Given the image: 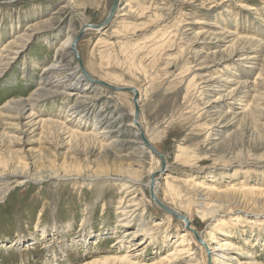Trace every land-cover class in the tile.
<instances>
[{
  "label": "rangeland",
  "instance_id": "1",
  "mask_svg": "<svg viewBox=\"0 0 264 264\" xmlns=\"http://www.w3.org/2000/svg\"><path fill=\"white\" fill-rule=\"evenodd\" d=\"M111 4L0 0V190L8 188L0 201V264H206L204 247L183 223L150 202L152 176L159 201L187 216L212 252L211 264L225 257L232 264H264V212L201 217L213 199L188 186L264 194V0H118L110 25L84 31L77 42L90 78L137 91L138 122L162 156L163 171L136 142L132 93L93 86L80 71L77 88L64 73H46L68 36L84 25H101ZM206 34H221L225 42ZM196 35L201 44L192 43ZM233 39L248 41V49L213 64L228 54L223 51ZM66 59L77 66L71 53ZM202 76L220 87L204 90ZM232 91L237 98L228 96ZM40 92L47 97L39 99ZM15 103L26 104L35 122L55 124L4 117ZM209 104H219L228 126L219 129ZM249 107L251 119L239 122ZM117 139L119 146L112 143ZM222 142L229 148L220 150ZM119 158L141 164L128 167ZM33 161H39L35 170L60 174L77 164L87 171L51 182L35 180L32 170L29 179L7 174ZM99 162L107 173L120 166L123 174L139 176L90 175Z\"/></svg>",
  "mask_w": 264,
  "mask_h": 264
},
{
  "label": "bare ground",
  "instance_id": "2",
  "mask_svg": "<svg viewBox=\"0 0 264 264\" xmlns=\"http://www.w3.org/2000/svg\"><path fill=\"white\" fill-rule=\"evenodd\" d=\"M113 1V0H112ZM117 1V3H116V7H117V5H118V0H116ZM121 1V0H120ZM120 7V6H119ZM109 13V12H108ZM108 15V14H107ZM125 15V14H124ZM114 16V15H113ZM113 16H112V18H111V20H110V23H111V21H112V19H113ZM110 23L107 25V27L110 25ZM84 27V26H83ZM82 28V27H81ZM81 30V29H80ZM86 30H93V29H86ZM86 30H84V31H86ZM94 31H101V30H94ZM79 32V31H78ZM212 32H215V30L214 31H212ZM222 32V31H221ZM77 33V32H76ZM215 33H217V32H215ZM224 35V34H223ZM76 36V34L75 35H69L68 36V38H67V40L65 41V42H63V44H62V46H59L57 49H56V51H55V54H56V58H55V61L53 62V64L49 67V69L48 70H46V73H47V75H50V74H54V75H60V74H62V73H64V74H66L65 75V78H64V80H69L70 81V79L71 80H74V85L76 84L77 85V83H80V82H82L83 81V78H82V76L84 77V75H82V73H81V77L79 76V71H80V69L78 68V66H76L75 68H71V64H70V62L66 59L67 58V55L68 54H72L73 56H74V53H73V50H72V40L74 39V37ZM200 35H196V37H194V40H192V43L193 44H201L202 43V41H200V40H198V37H199ZM206 37H208L209 39H210V41H215L216 43L217 42H219V40L220 39H222V41H223V37L224 36H222L221 34H219V35H214V34H212V35H210V34H206ZM227 37V36H226ZM231 38V37H230ZM226 39V38H225ZM224 39V40H225ZM24 41V40H23ZM223 42H225V41H223ZM248 42V41H247ZM246 42V40H240V39H236V40H232L231 42H230V45H228L226 48H224V51L223 52H225V53H228V54H226L225 56H221V57H219L218 59H217V57L215 58V60H214V62H213V64H220L221 62H226V61H228L229 59H231V58H233V57H237L238 56V54H240V52H243V50L242 49H248V47L247 48H244V47H246L247 46V43ZM251 42V41H250ZM249 42V43H250ZM248 43V44H249ZM226 44H228V42L226 43ZM256 44V43H255ZM18 45V44H17ZM20 45V44H19ZM218 46V45H217ZM15 47V46H14ZM13 47V48H14ZM19 47H21V46H19ZM9 48V47H8ZM16 48V47H15ZM254 48V47H253ZM19 49V48H18ZM13 50V49H12ZM14 51V50H13ZM245 51V50H244ZM249 51V50H248ZM259 52V51H258ZM246 53V52H245ZM10 54V53H9ZM9 54H8V56H9ZM248 54H253V53H248ZM256 54H258V53H256ZM241 55V54H240ZM14 56V55H13ZM243 56V55H242ZM75 57V56H74ZM245 58V57H244ZM76 59V58H75ZM11 60H12V58H11ZM245 60H246V58H245ZM253 60V59H252ZM229 62V61H228ZM76 63H77V61H76ZM247 63V62H246ZM221 65V64H220ZM219 65V66H220ZM213 66V65H212ZM84 67V66H83ZM214 68V67H213ZM44 69H46V68H44ZM43 70V69H42ZM85 70V69H84ZM68 71H73L72 73H70V74H67V72ZM81 72V71H80ZM87 73V72H86ZM43 75V74H42ZM44 75H45V73H44ZM87 75H88V73H87ZM42 77V76H41ZM44 77V76H43ZM46 77V76H45ZM203 77V79H204V82H203V87H204V90H205V88L206 89H208V92L209 93H212V92H214L215 90H216V88L218 87H220V86H215V84H216V82H214V80L213 79H210V78H207L206 76H202ZM47 78V77H46ZM49 78V77H48ZM62 78V77H61ZM75 78V79H74ZM53 80H54V78H52ZM57 79V78H56ZM84 79H86L85 77H84ZM194 79V78H193ZM48 80V79H47ZM49 80H51V79H49ZM86 80H88L89 81V83H91L93 86H97V87H101V86H99V85H97V84H93L89 79H86ZM45 81V80H44ZM86 82V88L87 87H91V85L89 84V83H87V81H85ZM103 82V81H102ZM45 83V82H44ZM49 82L47 81V84H48ZM57 84V83H56ZM105 84H107V83H105ZM218 84V83H217ZM246 84V83H245ZM49 85V84H48ZM52 85V84H51ZM73 86L74 88H77V86ZM46 86V85H45ZM45 86H43L44 88H45ZM50 86V85H49ZM53 86V85H52ZM58 86H60L59 84H58ZM63 86V85H62ZM247 86V85H246ZM51 87V86H50ZM54 87H55V85H54ZM241 87V86H240ZM242 87H243V85H242ZM251 87V86H250ZM43 88V89H44ZM56 88H58V87H56ZM85 88V87H84ZM101 88H104V89H106L105 87H101ZM119 88H128V87H119ZM129 88H131V87H129ZM249 87H247V89H248ZM132 89H134V88H132ZM242 89V88H241ZM57 90V89H56ZM60 90V89H59ZM246 90V89H245ZM45 91V90H44ZM77 93H82V92H80V91H76ZM135 92H136V95H137V91L135 90ZM241 92V91H240ZM248 92V91H247ZM72 93V92H71ZM139 93V92H138ZM243 93V92H242ZM47 93L45 92H40V93H38V98L40 99V98H43V97H47ZM51 95H53V94H51ZM56 95V94H55ZM132 95H133V93H132ZM238 95V94H237ZM236 94H234V91H232V92H230L229 93V97H232V98H237L238 96H237ZM139 96V95H138ZM137 96V97H138ZM243 96V95H242ZM37 98V99H38ZM218 100V99H217ZM264 101V100H263ZM136 103L138 104V100L136 101ZM214 103H218V102H214ZM264 103V102H263ZM22 104H24V103H15V104H11L10 106H9V109H8V112L10 113V114H12V115H6V116H4V117H6V118H11L12 116H15V118H17V119H25V121H27V123L25 124V125H28V124H31V121H33V123L35 124V125H51V124H55V123H52V122H39V121H37V122H35L36 121V118L33 116V115H26L27 113L25 112L26 110H25V108L24 107H22ZM24 105H26V104H24ZM217 105H219V104H216L215 106L214 105H211V104H209L207 107H209V110H214V112H212V113H214V114H212L213 115V117H214V120H216V123H217V126H219V129L221 130V129H223V128H225L226 127V125L228 126L229 124H226V122H227V120L226 119H224L223 118V114H221V113H219L217 110H218V106ZM25 107H27V106H25ZM250 108H252V107H249L248 109H247V111L245 112V113H243L242 115H240V116H237L238 118L240 117V119H239V122H243V123H246V122H248L249 121V119H251V116H252V109H250ZM30 109V108H29ZM28 109V110H29ZM243 110V109H242ZM140 111V110H139ZM256 111V110H255ZM30 112V111H29ZM257 113H258V111H257ZM138 115H139V113H138ZM24 116H25V118H24ZM123 116V115H122ZM139 117V116H138ZM212 117V118H213ZM13 118V117H12ZM140 118V117H139ZM29 120V121H28ZM103 121V120H102ZM138 121V120H137ZM132 123H133V121H132ZM228 123V122H227ZM140 123L138 122V125H139ZM134 125V124H133ZM96 126V125H95ZM140 126V125H139ZM116 127V126H115ZM136 128V127H135ZM141 128V127H140ZM105 129V128H104ZM103 129V130H104ZM118 129V128H117ZM111 132L110 133H112V129L110 130ZM247 131V130H246ZM103 134H105V135H107V134H109V131L107 132V130H105V131H103ZM117 136L118 137H121V131H119V129L117 130ZM120 134V135H119ZM75 135V134H74ZM74 135L72 134H70V136H69V138H74ZM89 138V137H88ZM137 141L136 142H139V143H141L140 142V139H139V136H138V130H137ZM94 139V138H93ZM139 140V141H138ZM96 141V140H95ZM125 141H123L122 140V143H124ZM113 144H116V145H118L119 146V140L117 139V140H115L114 142H112ZM121 143V142H120ZM121 143V144H122ZM126 143V142H125ZM229 143V142H228ZM112 145V144H111ZM115 146V145H114ZM229 145L228 144H226V143H224V142H222L221 144H220V150H224V149H228L229 147H228ZM102 149H107L106 147H104V146H100ZM111 147V146H110ZM143 147V146H142ZM138 149V148H137ZM136 150V149H135ZM139 150H141L140 148H139ZM143 150V149H142ZM219 150V149H218ZM141 156V155H140ZM24 158V157H23ZM116 158V157H115ZM121 161H125L127 164H128V167H130V166H136V167H139L140 166V164H139V161L137 160V159H130V158H119ZM34 160V159H33ZM36 162H39V161H33L30 165H26V166H21V165H19V166H15V167H13L12 169H11V171L10 172H8L7 174H11V177H12V174L13 175H15V176H18V175H20L21 177H23L24 179H29L28 177H29V175L31 174V173H29V171L30 170H32L31 172L32 173H34V174H31V176H33V178L35 179V180H41V179H43V180H49L50 182L51 181H55V180H58V179H61V178H63V177H70L71 175H73V176H81V175H84L83 174V172H85V170L84 169H82L80 166H78L77 164L76 165H73V166H71V167H69V168H62V169H60V174H58V171L57 170H43V169H38V170H35V168H34V164L36 163ZM112 162V161H111ZM19 163V162H18ZM22 163V162H21ZM3 164H5V163H3ZM2 163H0V165L2 166L3 165ZM23 165H24V162L22 163ZM26 164V163H25ZM71 164H72V162H71ZM75 164V163H74ZM86 164V163H85ZM87 164H88V162H87ZM86 166V165H85ZM85 166H84V168H85ZM7 166H5L4 168H6ZM95 167H96V170H94L90 175H92V176H95V177H100V176H103V175H107V176H110V175H114V176H125V178L126 179H132V181L133 180H136L137 178H138V176H139V173H138V171H136V172H134V171H132V172H126L125 174H123V171H122V168L120 167V166H117V170H114V169H110V172H112V173H107L109 170L105 167V165L104 164H102V163H100L99 162V164H97V165H95ZM165 169V166L163 167V169L161 168V170L163 171ZM10 170V169H9ZM136 170V169H135ZM87 171V170H86ZM158 172H161V171H158ZM157 173V172H156ZM154 174V173H153ZM126 175H128V176H126ZM217 177V176H216ZM13 178V177H12ZM95 179H98V178H95ZM125 179V180H126ZM151 179V177L149 178V184L147 185L148 186V189H149V186H150V184L152 183V188H153V193H154V196L156 197V199L159 201V199L157 198V181L156 180H154V176H152V180H150ZM14 180V179H13ZM122 180V179H121ZM165 180V179H164ZM15 181V180H14ZM150 181H153V182H151L150 183ZM13 182V181H12ZM9 183V182H8ZM124 184V183H123ZM122 184V185H123ZM124 186V185H123ZM188 186H190L191 188H192V190L194 189L196 192H201L200 193V198H205V196H207V199L206 200H208V199H213V202H214V204L211 206L210 204V208H208V210H204V211H202V212H200V215H201V217H209V218H211V217H213V216H215L218 212H231V211H235V210H246V211H249V212H258V211H260V213H261V211H262V213L264 212V194H263V192H259V191H252L251 190V192L250 191H247L246 189H244V191H243V189H242V191H226V192H222V193H216V192H214V191H212V192H210V191H205V190H200V189H198V188H196V187H194V186H192V185H190V184H188ZM133 187V186H132ZM166 187V186H165ZM205 187V186H204ZM189 188V187H188ZM7 187H3L1 190H0V201L3 199V197H4V195H5V193L7 192ZM121 189V188H120ZM131 189V188H130ZM213 190H215V189H213ZM246 190V191H245ZM7 194V193H6ZM205 200V201H206ZM186 201V200H185ZM150 202L152 203V204H154V202L153 201H151L150 200ZM162 205H164L166 208H168V209H170V210H172L174 213H176V214H179V215H181L186 221H188L189 222V226H190V221H189V219L187 218V216L186 215H182V213H180L178 210H176L175 208H170V207H168L166 204H164L163 202H161V201H159ZM170 203V202H169ZM168 203V204H169ZM192 203V202H191ZM194 203V202H193ZM204 204V203H203ZM156 205V204H155ZM198 205H199V203H198ZM157 206V205H156ZM171 206V205H170ZM201 206V205H200ZM135 207V206H134ZM125 207H123V209H124ZM201 208V207H200ZM199 208V209H200ZM207 208V207H206ZM126 209V208H125ZM124 209V210H125ZM197 211H200V210H197ZM122 212V211H121ZM125 212V211H124ZM127 212V211H126ZM243 212V211H242ZM184 213V212H183ZM187 214V213H186ZM253 214V213H252ZM131 216V215H130ZM227 216V215H226ZM144 217V216H143ZM219 217V216H218ZM223 217V216H222ZM256 217H257V215H256ZM220 218V217H219ZM209 220H211V219H209ZM183 223V222H182ZM183 225H184V223H183ZM218 227V226H217ZM190 228H191V226H190ZM215 228V227H214ZM192 229V228H191ZM217 230V229H216ZM119 241V240H118ZM205 243V242H204ZM206 244V243H205ZM211 245V244H210ZM207 248L209 249V247L207 246ZM220 248L222 249V248H224V246H222V245H220ZM219 248V249H220ZM216 250V249H215ZM214 250V251H215ZM209 251H210V249H209ZM205 252V251H204ZM211 252V251H210ZM217 252V251H216ZM206 253V252H205ZM209 264H211V260H212V252L211 253H209ZM205 256H206V254H205ZM218 256H219V254H218ZM217 256V257H218ZM216 257V256H215ZM224 257V256H223ZM219 258V257H218ZM220 258H222V256H220ZM206 259H207V257H206ZM214 259V258H213ZM223 259V258H222ZM231 259V258H230ZM215 260H217L216 258H215ZM233 260V259H232ZM123 261V260H122ZM218 262L220 261L219 259L217 260ZM227 261L228 262H230L231 264H232V262L227 258L226 259V257L223 259V261L221 260V263L220 264H229V263H227ZM104 263V262H103ZM214 263H215V261H214ZM206 264H208V262H206ZM218 264V263H217ZM253 264V263H252Z\"/></svg>",
  "mask_w": 264,
  "mask_h": 264
},
{
  "label": "water",
  "instance_id": "3",
  "mask_svg": "<svg viewBox=\"0 0 264 264\" xmlns=\"http://www.w3.org/2000/svg\"><path fill=\"white\" fill-rule=\"evenodd\" d=\"M116 0L112 1L109 13L105 19V21L101 24V25H84V27L81 28V30L79 31V33L74 37V39L72 40V50L74 53V56L76 58L77 61V66L80 69L82 75H84V77L86 79H89L93 84H97L101 87H105L106 89L110 90V91H114V92H129V93H133V98H132V103H133V108H134V112H133V124L136 127V129L138 130V136L140 139V142L142 144V146L148 150L149 152H151L153 155H155L161 162V166H164L163 160H162V156L160 154H158V152L148 143V141L146 140V138L144 137V134L142 132V129L140 128V126L138 125V113H139V107L138 104L136 103L137 101V95L134 89L132 88H119V87H114L112 85L109 84H105L104 82L100 81V80H94L92 78H90L89 75H87L86 71L84 70L82 61L75 49V46L77 44V42L80 40V38L83 36L84 34V30L86 29H93V30H102L105 27H107V25L110 23V20L112 18V16L114 15L115 9H116ZM152 180V177L151 179ZM153 181H150V183ZM149 197L150 200L154 202V204L157 205V207L162 210L164 213H166L167 215L177 219L178 221H181L184 223V228L186 231L190 232L194 239L196 240V242L204 247V250L206 252L207 255V262L209 264V251L208 248L204 245V243L202 242V240H200V238L198 237V235L196 234V232L190 228L189 226V222L186 221L181 215L174 213L172 210L166 208L164 205H162L154 196L153 193V188H152V183L149 186Z\"/></svg>",
  "mask_w": 264,
  "mask_h": 264
}]
</instances>
